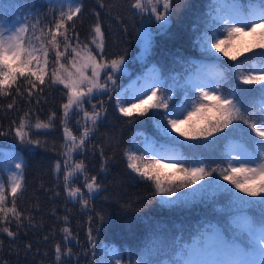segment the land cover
<instances>
[{"label":"trees","instance_id":"trees-1","mask_svg":"<svg viewBox=\"0 0 264 264\" xmlns=\"http://www.w3.org/2000/svg\"><path fill=\"white\" fill-rule=\"evenodd\" d=\"M53 1L0 0V21L23 22L22 47L30 42V35L37 34V57L42 51L49 59L45 76L0 72V162L12 157L19 167V181L11 187L0 163V264H115V249L121 254L117 264H161L172 238L185 239L207 221L228 225L235 205L230 203L220 212H201L202 202L215 195L211 190L198 202L182 200L175 207L167 206L153 176L133 164V158L150 165L156 162L145 149L146 138L181 141L183 152L193 148L203 155L201 177L209 173L219 178L220 160L224 164L219 152L224 145L252 134L264 80L250 77L246 69L263 58L257 49L264 44V32L257 27L248 33L218 30L210 0H170L153 16L161 19L149 35L148 54L139 58L141 19L136 0H60L66 7ZM258 3L264 7V0ZM97 30L101 51L94 44ZM220 39L239 45L240 54L207 50ZM78 49L92 52L104 65L125 60L134 74L156 66L163 84L152 101L132 108L133 115L119 113L115 107L117 100L121 107L129 104L126 89L122 90L123 80L129 77L107 82L69 110L70 92L58 73L60 67L71 66ZM196 58L213 61L224 70V79L217 99L204 96L201 105L192 109L191 91L181 85ZM247 81L258 84L248 86ZM221 97L226 98L225 104L219 102ZM177 106L185 111V120L171 134L169 111ZM85 112L101 120L89 124ZM223 112L226 118L221 120ZM207 126L215 128L211 138L202 134ZM64 131L81 140L77 151L65 157V165L77 177L78 191L72 196L60 171L64 149L68 151ZM174 168L170 170L177 177L179 170ZM86 181L94 182L99 191L91 195ZM224 190L241 198L229 184ZM247 211L256 213V200ZM225 232L231 231L226 227Z\"/></svg>","mask_w":264,"mask_h":264},{"label":"rangeland","instance_id":"rangeland-1","mask_svg":"<svg viewBox=\"0 0 264 264\" xmlns=\"http://www.w3.org/2000/svg\"><path fill=\"white\" fill-rule=\"evenodd\" d=\"M59 1L60 0H54L53 2L57 5L63 4L65 6L66 2L60 3ZM166 5L167 3L164 2V0H141L140 5L137 6V9L140 11L138 17L142 12H147L146 7L149 8L150 12H153L155 8L164 9ZM225 9H227V14L225 16L222 14L218 15V18L223 20L224 26L234 27L236 29L239 28L246 33L252 32L251 29L254 28V25L262 24L256 25L255 27H257L256 30L264 32V15L262 14L260 8H251L248 19H245L241 15L240 7L236 4V2L234 4H226ZM160 19L161 17L156 20ZM156 20H154L153 17H150L148 21H144V23L141 22L140 24V26H143L140 28L139 32L141 31L140 33H142L144 30H147V34H141L138 39L139 48L141 47V50L143 49L139 58L148 54L150 44L148 34L153 29L154 22ZM23 29V22L0 21V72L5 75L11 72L15 73L16 70L20 73L31 71L36 72L41 76H45L49 69V59L42 51L40 52L43 55H41V57H37L38 53L36 52L35 47V44H38L40 37L39 35L33 33L28 37V41L30 42L23 48L21 43ZM243 38H245V35ZM101 41V33L97 30L96 42L94 44L99 51L102 50ZM37 48L40 49L39 47ZM207 50L213 53L219 51H235L237 54H240L239 51L241 50V47L239 45L232 46L231 41L228 39H220L216 45ZM257 50L261 52L264 57V44L261 46L259 45ZM23 52L25 53V57H22ZM70 64L71 66L69 68L60 67L58 73L62 85L67 87L70 92V100L67 106L69 110L74 109V107H76V105L81 102L84 97L86 98L87 96L95 95L97 91L105 87L107 82H115V80L118 81L120 78V72L114 69V66H122L129 69L125 60H117L105 65L100 64L95 55L86 49H78L75 52L74 60ZM199 66L200 74H190L188 78L189 83L193 86V88L198 90V95L217 99L216 96L218 94L216 93L221 89L220 79L224 73L210 64H199ZM255 71L259 75H264V65H259L256 67ZM162 80L160 72L156 68L151 69L149 66L146 69V73L139 81L136 82L135 78L129 80V106L124 105L121 107L119 100H117L115 101L116 110L119 113L133 115L134 113H132V108H134V106H136L139 102L147 104L152 101L155 96V90L161 84ZM244 84L252 86L257 85L258 83L247 81L244 82ZM262 88L264 89V85ZM198 102L199 99L197 98L195 103L198 104ZM219 102L225 104L226 98L221 97ZM90 114L91 113L85 112V115L89 118L87 123L93 125L97 122L96 119L98 116ZM138 114L143 115L146 113L145 111H139ZM169 115L173 120L170 122V126L167 127V130L172 134L173 132H176V124L184 123L185 114L181 108H174L169 112ZM224 118H226V116L223 112L221 120ZM214 132L215 128L207 126L202 134H204L205 138H211ZM245 133L246 131L242 134ZM243 136L247 138L250 134H245ZM72 139H74L75 142L71 143L70 141ZM179 139H182V137H179L177 140ZM68 142L70 154H72L71 150L75 153L77 148L81 146V140L75 135L69 134ZM171 144L172 145L165 144L162 141L155 144L152 138H146L144 145L145 148H147L152 155L158 157L160 162L156 161L153 165H150L144 161L141 162L136 157L133 158V164L146 170L148 175L153 176L155 179L154 186L157 188V193L159 196H162L167 200V202H165L167 206L175 207L182 200L186 202H198V197L206 196V193L211 190H215V195L212 199L202 202L204 209L201 212H220L229 207L228 205L230 203H233L237 207L249 205L250 202L247 198L241 197L238 199L231 191L224 190V186L228 184V179L226 176L222 175V172L219 171L221 176L217 172L220 176L219 178L216 177V175L213 174V176L209 173H205L204 177H201L199 175L201 171V159L193 160L189 168L179 169L176 163L182 161L188 154L196 155V152L193 148H189L188 154L185 155L181 151V141H178V144ZM183 144L186 146L194 145ZM228 146L231 153V163L233 167H235V169H245L248 181L264 179V148L262 150L263 158L261 156L259 159L253 156L252 152L248 150V148H246L240 141L236 142V140H231ZM63 153L64 156L61 159V163L65 165V149ZM66 160H68V158H66ZM0 163L3 167L1 170H4L6 173L5 180L7 181V185L15 187L19 181V167L16 165L15 160L12 157L6 156L4 157V161L2 160ZM173 167H175L173 169L174 171L179 170L177 177H175L174 173L170 170ZM222 170L224 171L223 167ZM60 171L61 176L63 177L64 171L62 168H60ZM70 172L73 171L70 170ZM227 176L230 177V174H227ZM76 179L77 177L75 174L74 181ZM70 182V176H67L66 183ZM90 184H92L90 181H86V188L90 186ZM68 186L69 193L73 192V189L77 188L74 182L68 184ZM88 191L94 194L99 191V188L94 185L91 186ZM182 205L187 206L191 204ZM238 215L240 218V224H242L243 228L252 226L250 217L246 216L244 211H241ZM256 231L262 241L263 247L258 248L256 245L254 250L250 249L246 251L238 242L236 243L228 240L225 237L223 230L219 227L213 229L207 232L204 236V244L201 248L197 247L195 243H192L189 246L190 249L195 252L194 257L188 256L192 259L189 264H264V226L259 227ZM114 253V263L117 264L119 262V258L116 256L120 254L116 249L113 254ZM143 264H146V261H144Z\"/></svg>","mask_w":264,"mask_h":264},{"label":"water","instance_id":"water-1","mask_svg":"<svg viewBox=\"0 0 264 264\" xmlns=\"http://www.w3.org/2000/svg\"><path fill=\"white\" fill-rule=\"evenodd\" d=\"M135 5H136V6L140 5V0H137V2H136ZM140 32H141V31H140ZM140 32H138V37H140L141 34H142V35H146V34H147V30H144L142 33H140ZM114 69L119 70V71L122 72V73H126L125 70L122 69V68L114 67ZM70 142L73 143V142H75V140L72 139ZM65 179H66V178H65Z\"/></svg>","mask_w":264,"mask_h":264}]
</instances>
